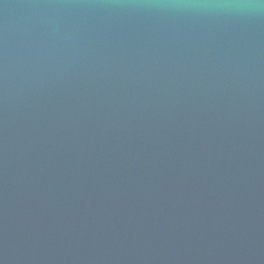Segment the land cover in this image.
I'll list each match as a JSON object with an SVG mask.
<instances>
[{
  "label": "water",
  "instance_id": "water-1",
  "mask_svg": "<svg viewBox=\"0 0 264 264\" xmlns=\"http://www.w3.org/2000/svg\"><path fill=\"white\" fill-rule=\"evenodd\" d=\"M0 264H264V0H0Z\"/></svg>",
  "mask_w": 264,
  "mask_h": 264
}]
</instances>
